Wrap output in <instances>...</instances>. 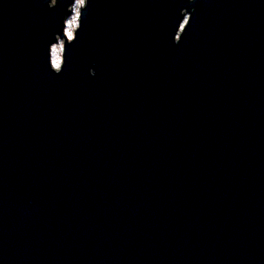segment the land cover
Listing matches in <instances>:
<instances>
[{
  "label": "water",
  "instance_id": "obj_1",
  "mask_svg": "<svg viewBox=\"0 0 264 264\" xmlns=\"http://www.w3.org/2000/svg\"><path fill=\"white\" fill-rule=\"evenodd\" d=\"M76 2L0 0V264H264V0Z\"/></svg>",
  "mask_w": 264,
  "mask_h": 264
},
{
  "label": "rangeland",
  "instance_id": "obj_2",
  "mask_svg": "<svg viewBox=\"0 0 264 264\" xmlns=\"http://www.w3.org/2000/svg\"><path fill=\"white\" fill-rule=\"evenodd\" d=\"M84 4V0H77L75 6H74V11L72 13V15L67 19L66 21V24H65V30H67L69 32V34L71 35V38H73V33H74V29L77 27L78 25V12H79V7L80 5H83ZM68 24V26H67ZM64 30V31H65ZM66 33V31H65ZM66 35V34H65ZM68 38V37H67ZM63 48V40L59 39L57 41V43L55 45L52 46V49H51V60H52V54L54 52V55H55V59H61V50ZM60 65H61V62H60Z\"/></svg>",
  "mask_w": 264,
  "mask_h": 264
},
{
  "label": "bare ground",
  "instance_id": "obj_3",
  "mask_svg": "<svg viewBox=\"0 0 264 264\" xmlns=\"http://www.w3.org/2000/svg\"><path fill=\"white\" fill-rule=\"evenodd\" d=\"M67 26H68V24H67ZM65 31H66L65 34H66V36L69 39L71 37V35L69 34V32L67 30H65ZM51 62H52L53 67L56 68V69H58L60 67L61 59L60 58L58 60L55 59V55H54V52H53Z\"/></svg>",
  "mask_w": 264,
  "mask_h": 264
}]
</instances>
